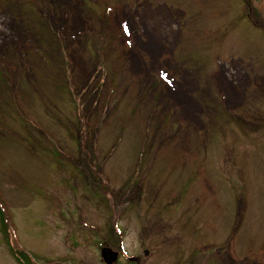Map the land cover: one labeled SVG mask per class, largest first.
<instances>
[{
	"label": "rangeland",
	"instance_id": "rangeland-1",
	"mask_svg": "<svg viewBox=\"0 0 264 264\" xmlns=\"http://www.w3.org/2000/svg\"><path fill=\"white\" fill-rule=\"evenodd\" d=\"M121 244L264 264V0H0V264Z\"/></svg>",
	"mask_w": 264,
	"mask_h": 264
},
{
	"label": "water",
	"instance_id": "water-1",
	"mask_svg": "<svg viewBox=\"0 0 264 264\" xmlns=\"http://www.w3.org/2000/svg\"><path fill=\"white\" fill-rule=\"evenodd\" d=\"M102 257L107 264H114L118 261L119 253L114 251L112 248L104 247L102 250ZM129 260L131 262H138V259L134 257L129 258Z\"/></svg>",
	"mask_w": 264,
	"mask_h": 264
},
{
	"label": "trees",
	"instance_id": "trees-1",
	"mask_svg": "<svg viewBox=\"0 0 264 264\" xmlns=\"http://www.w3.org/2000/svg\"><path fill=\"white\" fill-rule=\"evenodd\" d=\"M6 219H7L6 217H1L2 226H3L4 231H6V228H7ZM27 256H28L27 254H25V253L22 252V257L23 258L27 259Z\"/></svg>",
	"mask_w": 264,
	"mask_h": 264
},
{
	"label": "flooded vegetation",
	"instance_id": "flooded-vegetation-1",
	"mask_svg": "<svg viewBox=\"0 0 264 264\" xmlns=\"http://www.w3.org/2000/svg\"><path fill=\"white\" fill-rule=\"evenodd\" d=\"M119 250H121V247L119 248ZM120 256L121 257H125V255H123V253L120 252ZM135 264H141L140 259H138V262H134Z\"/></svg>",
	"mask_w": 264,
	"mask_h": 264
}]
</instances>
